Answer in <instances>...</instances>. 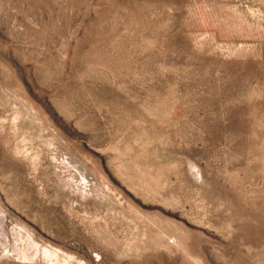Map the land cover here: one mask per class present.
Wrapping results in <instances>:
<instances>
[{"label":"rangeland","instance_id":"obj_1","mask_svg":"<svg viewBox=\"0 0 264 264\" xmlns=\"http://www.w3.org/2000/svg\"><path fill=\"white\" fill-rule=\"evenodd\" d=\"M0 264H264V0H0Z\"/></svg>","mask_w":264,"mask_h":264}]
</instances>
